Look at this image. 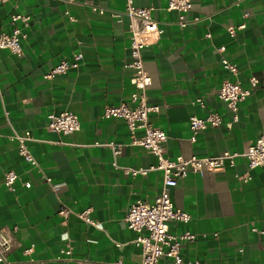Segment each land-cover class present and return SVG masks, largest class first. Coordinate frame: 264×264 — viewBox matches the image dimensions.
<instances>
[{"label": "crops", "instance_id": "obj_1", "mask_svg": "<svg viewBox=\"0 0 264 264\" xmlns=\"http://www.w3.org/2000/svg\"><path fill=\"white\" fill-rule=\"evenodd\" d=\"M152 7L163 32L143 49L152 77L146 101L159 109L150 122L168 135L166 155L215 156L225 150L245 151L264 137V0H192L184 27L168 0H134ZM103 7L100 13L93 6ZM126 0H8L0 1V33L14 25L25 34L23 53L0 48V230L12 246L15 264H115L141 260L136 232L125 217L137 199L152 201L163 183L161 170L133 174L126 170L156 163L145 147L131 143L123 118L103 116L106 106L136 103L132 93L130 19L112 15ZM29 15L28 23L11 22V14ZM245 23L244 27H238ZM229 25H235L234 35ZM222 47V48H221ZM83 58L77 67L46 78L62 59ZM226 57L238 65L235 75L224 68ZM239 103L238 119L219 95L225 78L251 87ZM203 103H200V100ZM69 110L80 120L72 133L48 128V113ZM221 115L191 140L190 115ZM232 122L231 127L227 122ZM29 133L26 141L39 167L27 162L12 135ZM141 134V130L138 132ZM122 145L116 157L109 142ZM8 170L18 174L15 190L4 185ZM249 173L245 180L241 175ZM45 174V175H44ZM46 177H50L48 181ZM30 181L27 187L25 182ZM59 188L54 190L53 186ZM176 207L188 211V223L173 221L170 230H190L194 240L181 253L196 264H264V167L250 168L245 156L213 170L189 171L171 188ZM61 205L73 210L67 217ZM90 209L101 224L84 221L76 212ZM71 246L70 253L61 249ZM162 257L159 264L169 262Z\"/></svg>", "mask_w": 264, "mask_h": 264}, {"label": "built area", "instance_id": "obj_2", "mask_svg": "<svg viewBox=\"0 0 264 264\" xmlns=\"http://www.w3.org/2000/svg\"><path fill=\"white\" fill-rule=\"evenodd\" d=\"M6 2L8 0H0ZM94 9L103 13V7L93 6ZM192 8V0H168L167 9L176 10L179 13L178 23L181 27L186 26L192 21H197L198 16L193 19L188 18V12ZM112 15L118 19H122L123 15H127L130 19L129 31L130 35V54L131 60L125 63V66L134 70L132 83L137 89L132 93V100L136 103L134 107H130L126 102L108 105L103 111L106 118L120 117L123 118L128 126L131 135V143L141 145L151 151L157 158L155 164L145 168H131L126 170L133 174L146 173L149 170H161L163 173V183L160 193L152 201L137 199L134 201L126 214L125 220L127 226L136 232L134 238L135 244L141 247L142 257L137 262H126L119 259L115 264H159L162 257H168L170 260L165 264H196L193 261H186L181 253L182 245L187 240H194L196 234L190 230H184L180 233H173L170 230V224L173 221H181L188 223L191 215L188 211L176 207L171 198V188L174 187L179 178L184 177L188 172H203L205 170H213L229 163L234 166L236 157L245 156L248 159L250 168L259 166L264 167V137L260 136L255 143L251 144L245 151H229L225 150L215 156H184L179 155L175 159H171L166 155V146L168 135L167 132L150 122L149 114L159 109L158 105H151L146 101L147 86L152 83V77L148 73L144 65L143 49L151 43V39L159 38L163 32L160 22L152 15V7H141L134 3V0H126V7L122 11H112ZM29 15L22 12H14L11 14V22L21 20L28 23ZM245 23H240L238 27H244ZM235 25H229L228 29L231 35L235 34ZM25 34L21 27L14 25L11 31H3L0 33V48H7L16 55H22V39ZM222 48V47H221ZM83 53L78 52L73 59H62L57 65L49 69L45 73L46 78H51L56 74L63 73L71 67H77ZM222 64L225 69L233 74L239 72L238 65L230 59L224 57ZM251 87L243 86L236 79L225 78L218 91L219 97L225 101L227 106L233 112V119H238L239 103L246 99L252 92L254 86L257 85L258 79L255 76L250 77ZM1 93V88H0ZM200 103H203L201 99ZM48 117V128L62 133H72L80 127V120L76 113L64 110L59 113L50 112ZM223 122L222 117L217 112H210L206 116L190 115V128L192 130L191 140L195 141L199 131L208 125L218 126ZM231 127L232 122H227ZM141 130V134L138 132ZM12 137L19 142V151L24 159L35 167H39V163L26 141L31 139L29 133H15ZM112 153L114 155V164L116 157L122 151V145L119 143L109 142ZM45 175V174H44ZM245 180L250 178L249 173L241 175ZM18 174L14 170H8L4 175V185L15 190V182ZM49 181L50 177H46ZM27 187L31 186V182H25ZM54 190L59 188L56 184ZM73 210L66 205H61L60 213L67 217ZM76 214L84 221L100 225L101 223L91 216L90 209L77 211ZM12 240L10 236L3 230H0V264H15L8 258V252L11 249ZM63 253H70L71 246L61 249Z\"/></svg>", "mask_w": 264, "mask_h": 264}]
</instances>
